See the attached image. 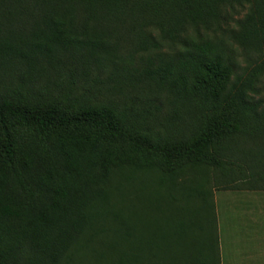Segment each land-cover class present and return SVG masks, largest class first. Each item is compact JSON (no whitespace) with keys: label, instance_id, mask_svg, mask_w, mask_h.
<instances>
[{"label":"trees","instance_id":"trees-1","mask_svg":"<svg viewBox=\"0 0 264 264\" xmlns=\"http://www.w3.org/2000/svg\"><path fill=\"white\" fill-rule=\"evenodd\" d=\"M263 77L264 0H0V264H221Z\"/></svg>","mask_w":264,"mask_h":264},{"label":"rangeland","instance_id":"rangeland-1","mask_svg":"<svg viewBox=\"0 0 264 264\" xmlns=\"http://www.w3.org/2000/svg\"><path fill=\"white\" fill-rule=\"evenodd\" d=\"M122 42H124V47L122 49L123 53L134 52L133 45L131 44L133 35L130 34L127 29H122L118 33ZM264 82V77L262 79V84ZM209 172V187L214 188V201L216 203V215L218 219V229L220 234V250H221V260L223 257V249L221 243L224 236V224L227 219H231L234 216L250 217L256 216L258 209L264 208V188L249 189L246 186L241 188H235L233 184L224 187V184L217 181L216 179V169L210 168L207 170ZM188 176L198 178L197 172H203L202 170L189 171ZM193 172V173H192ZM219 185L217 189L215 185ZM222 185V186H221ZM98 250L106 253V257L101 260L97 256L91 253H86L83 259L76 261L74 264H110L112 261L116 260L117 255H113L112 251H109L103 243H96ZM97 254V253H96ZM112 258V259H111ZM111 259V260H110ZM221 264L223 262L221 261Z\"/></svg>","mask_w":264,"mask_h":264},{"label":"crops","instance_id":"crops-1","mask_svg":"<svg viewBox=\"0 0 264 264\" xmlns=\"http://www.w3.org/2000/svg\"><path fill=\"white\" fill-rule=\"evenodd\" d=\"M223 264H264V208L256 216H234L224 224Z\"/></svg>","mask_w":264,"mask_h":264}]
</instances>
